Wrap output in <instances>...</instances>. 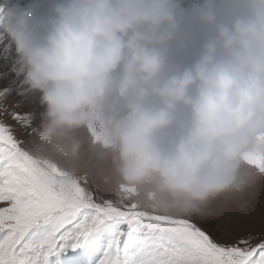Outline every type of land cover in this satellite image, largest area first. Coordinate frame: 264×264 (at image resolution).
Instances as JSON below:
<instances>
[{"label":"clouds","instance_id":"obj_1","mask_svg":"<svg viewBox=\"0 0 264 264\" xmlns=\"http://www.w3.org/2000/svg\"><path fill=\"white\" fill-rule=\"evenodd\" d=\"M187 17L202 34L190 63L170 48L177 0L0 7V38L43 109L36 154L73 173L87 155L114 196L161 215L264 179L249 163L264 160V0H204Z\"/></svg>","mask_w":264,"mask_h":264},{"label":"snow or ice","instance_id":"obj_2","mask_svg":"<svg viewBox=\"0 0 264 264\" xmlns=\"http://www.w3.org/2000/svg\"><path fill=\"white\" fill-rule=\"evenodd\" d=\"M0 49V264H264V230L236 231L241 217L254 215L264 179L189 216L114 196L89 156L73 173L36 154L41 107L7 40ZM249 163L264 174V160Z\"/></svg>","mask_w":264,"mask_h":264},{"label":"rangeland","instance_id":"obj_3","mask_svg":"<svg viewBox=\"0 0 264 264\" xmlns=\"http://www.w3.org/2000/svg\"><path fill=\"white\" fill-rule=\"evenodd\" d=\"M184 1V7H179V13L182 15L183 20L180 28L175 34L173 42L170 44V48L173 49L174 59L190 63L195 58L196 48L202 39V34L188 19L187 12L193 7L201 5L204 1L182 0L181 2ZM214 2L216 4L221 3L219 0H214ZM181 45L185 46V51L183 53L177 51ZM34 98L36 99V97ZM41 111H43L42 108ZM99 182L100 181H96V183ZM253 205L254 215L251 218L241 217L239 219V222L236 225V231L238 234L242 235L245 233H251L253 236H256L264 230V187L257 189L255 197L253 198Z\"/></svg>","mask_w":264,"mask_h":264},{"label":"bare ground","instance_id":"obj_4","mask_svg":"<svg viewBox=\"0 0 264 264\" xmlns=\"http://www.w3.org/2000/svg\"><path fill=\"white\" fill-rule=\"evenodd\" d=\"M182 1V0H181ZM180 0H177L179 7L183 8L185 5V1L181 2ZM204 1V0H199ZM220 4V3H217ZM0 7L5 8L6 10H17V9H25L28 7H34V4L30 2L29 0H0ZM38 14L45 13L48 9H40L38 10L36 7H34ZM188 10V9H187ZM2 41V38H0V42ZM8 48L12 51V48L10 45H8ZM3 50V49H0ZM22 80V77H21ZM31 96L36 97V102L39 104V95L35 93H29Z\"/></svg>","mask_w":264,"mask_h":264}]
</instances>
